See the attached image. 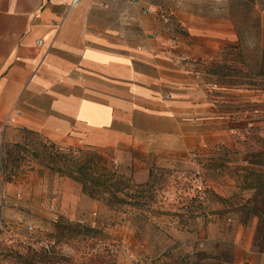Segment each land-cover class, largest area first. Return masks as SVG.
<instances>
[{
  "label": "crops",
  "instance_id": "obj_1",
  "mask_svg": "<svg viewBox=\"0 0 264 264\" xmlns=\"http://www.w3.org/2000/svg\"><path fill=\"white\" fill-rule=\"evenodd\" d=\"M72 1L0 0V131L72 147H182L195 123L184 114L205 104L193 61L248 32L264 47V0ZM1 188L8 209L15 188L0 176Z\"/></svg>",
  "mask_w": 264,
  "mask_h": 264
},
{
  "label": "rangeland",
  "instance_id": "obj_2",
  "mask_svg": "<svg viewBox=\"0 0 264 264\" xmlns=\"http://www.w3.org/2000/svg\"><path fill=\"white\" fill-rule=\"evenodd\" d=\"M167 3L174 8L178 0ZM253 17L247 14L245 18L249 22ZM232 18L238 20V15L232 14ZM256 36L248 32L239 47L223 46L212 55L193 61L192 68L198 76L193 93L205 104L197 112L184 114V118L195 121L184 132L192 128L197 129V134L187 131L182 147L161 146L148 151L123 145L80 148L97 154L98 168L115 170L118 187L127 184L136 189L149 180L154 165L160 167L161 173V168L171 169L170 174H158V185L166 181L169 189L160 190L155 196V206L170 209L180 195L194 196L196 188L204 187L202 174L197 175V171H203L197 164L198 156L212 157L209 152L220 146L232 150L264 149V76L255 75L260 70L264 47L255 44ZM213 61L230 65L228 73L241 71L232 81L250 84L230 87L210 75ZM254 127L260 128L256 134L249 133L248 144L238 139L240 132ZM67 147L70 146L52 144L44 135L21 126L10 124L1 129L0 176L14 186L15 195L8 209L0 206V264H151V258L166 243L191 240L196 234L209 238L227 236L235 243L237 263L264 264V251L259 252L254 246L257 218L242 225L237 219L210 215L184 225L163 214L142 213L115 200L103 201L99 195L85 191L79 181L50 168L49 153L56 149L64 152ZM63 162L57 166L64 167ZM211 175L208 184L221 195L229 196L235 176L228 170ZM212 206L219 204L214 202ZM75 224L79 226L74 227ZM82 226L97 231L87 235L81 231Z\"/></svg>",
  "mask_w": 264,
  "mask_h": 264
},
{
  "label": "trees",
  "instance_id": "obj_3",
  "mask_svg": "<svg viewBox=\"0 0 264 264\" xmlns=\"http://www.w3.org/2000/svg\"><path fill=\"white\" fill-rule=\"evenodd\" d=\"M226 46L239 47L240 45L229 44ZM260 70L256 76H264V48L262 49ZM231 69L226 63L213 61L209 68V74L224 80L230 87L246 86L247 82L232 81L233 76L241 71ZM244 77V76H243ZM228 78V79H227ZM253 84V83H252ZM234 128V127H233ZM260 128V127H259ZM258 127L246 129L238 134V139L243 143L250 141L249 133L256 134ZM26 130L34 132L33 130ZM36 132V131H35ZM242 136V138H241ZM264 140V139H263ZM55 144V142H52ZM77 152V153H76ZM81 156H77V154ZM212 157L198 156L197 164L203 171L204 187L196 188V194L180 195L178 203L171 205L170 209L164 206H155V196L169 189V184L161 182L158 185V174L160 167L153 166L150 169V178L147 182L139 184L136 189L129 185L118 187L115 179V170H102L97 167V154L85 151L80 147H67V150L49 153L51 160L50 168L79 181L85 191L90 195H99L103 201L114 200L122 205H131L142 213L163 214L177 220L179 223L189 224L200 217L217 216L220 219H237L242 225L248 224L257 218L258 224L255 233L254 246L259 252L264 251V149L251 150L249 147L240 150H232L226 146H220L212 150ZM210 156V155H209ZM59 161H64V167L57 166ZM228 170L235 176L232 193L223 196L218 193L208 182L213 178L212 172ZM161 175L171 169L161 168ZM165 171V172H164ZM167 178V177H165ZM118 192H122L119 195ZM217 202L218 207L212 204ZM72 226V224L70 225ZM79 226L75 224L74 227ZM83 233L90 235L97 230L91 226H82ZM234 241L231 238L217 236L209 238L196 234L194 239H175L166 243L161 250L151 258V264H240L236 261ZM31 264V263H29ZM77 264V263H75ZM87 264V263H83ZM248 264V263H242Z\"/></svg>",
  "mask_w": 264,
  "mask_h": 264
},
{
  "label": "built area",
  "instance_id": "obj_4",
  "mask_svg": "<svg viewBox=\"0 0 264 264\" xmlns=\"http://www.w3.org/2000/svg\"><path fill=\"white\" fill-rule=\"evenodd\" d=\"M79 2V0H73L72 1V4H76V3H78ZM42 43V40L40 39V40H38V44H41Z\"/></svg>",
  "mask_w": 264,
  "mask_h": 264
}]
</instances>
